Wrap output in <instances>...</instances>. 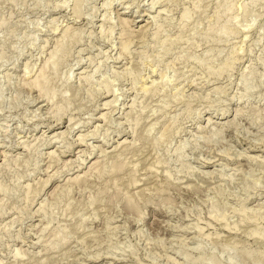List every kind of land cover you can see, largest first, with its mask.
<instances>
[{
	"label": "rangeland",
	"instance_id": "rangeland-1",
	"mask_svg": "<svg viewBox=\"0 0 264 264\" xmlns=\"http://www.w3.org/2000/svg\"><path fill=\"white\" fill-rule=\"evenodd\" d=\"M0 264H264V0H0Z\"/></svg>",
	"mask_w": 264,
	"mask_h": 264
}]
</instances>
